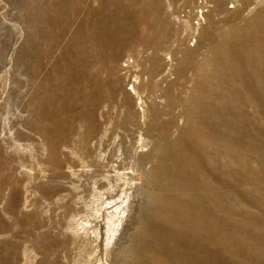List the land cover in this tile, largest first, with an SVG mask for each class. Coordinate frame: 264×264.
<instances>
[{"label": "rangeland", "instance_id": "1", "mask_svg": "<svg viewBox=\"0 0 264 264\" xmlns=\"http://www.w3.org/2000/svg\"><path fill=\"white\" fill-rule=\"evenodd\" d=\"M0 264H264V0H0Z\"/></svg>", "mask_w": 264, "mask_h": 264}]
</instances>
